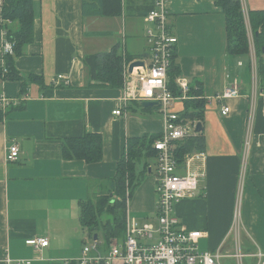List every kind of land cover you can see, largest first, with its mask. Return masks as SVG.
<instances>
[{
  "label": "crops",
  "instance_id": "0c3cea01",
  "mask_svg": "<svg viewBox=\"0 0 264 264\" xmlns=\"http://www.w3.org/2000/svg\"><path fill=\"white\" fill-rule=\"evenodd\" d=\"M146 2L151 0H139L137 8ZM241 3L245 13L264 11V0ZM167 8L168 25L177 38L175 81L183 78L189 86L201 81L199 99L205 102L204 176L195 197L175 206L179 228L202 232L198 250L218 254L217 264H258L253 255L264 254V95H260L264 85L253 69L252 50L244 56L226 54L225 18L213 0H169ZM34 11V40L15 60V68L22 78L40 76L43 83L31 84L24 98L19 81L0 80V99L7 103L0 109V264H6V257L31 264L79 258L83 247L91 245L80 222L81 203L112 191L111 180L127 139L160 135L163 130L157 107L131 104L123 116H114L123 91L87 86L82 62L85 55L114 46L134 60L146 59L144 16L134 12L128 18L124 13L114 18L83 17L81 0H35ZM1 24L0 18V63L5 41ZM99 25H105L104 32H97ZM59 75L68 83L52 85ZM227 86L239 95L217 100ZM185 101L175 102L173 110L182 113ZM223 105L230 109L227 116L220 114ZM85 133L102 137L101 162L64 160L61 142ZM13 143L19 146V160L7 163V148ZM145 162L148 170L126 202V217L157 228L155 161L143 160L137 172ZM236 208L239 219L234 225ZM35 238L48 240L38 253L27 244ZM157 238L155 234L153 241ZM237 249L242 257L235 256Z\"/></svg>",
  "mask_w": 264,
  "mask_h": 264
},
{
  "label": "built area",
  "instance_id": "2783aa9c",
  "mask_svg": "<svg viewBox=\"0 0 264 264\" xmlns=\"http://www.w3.org/2000/svg\"><path fill=\"white\" fill-rule=\"evenodd\" d=\"M5 0H0V11ZM169 0H151L153 9L144 17V32L149 55L142 67H134L128 73V65L123 66V96L121 108L112 112L114 116H123L131 104L141 106L143 102L157 104L158 113L163 121V130L153 142L156 152L155 161V191L157 195L156 217L158 227L151 224L140 225L134 219L126 217V234L123 241L114 240L108 252L101 254L98 244L93 241L85 245L79 258L65 260L63 264H217L218 254L201 253L198 250V240L202 232H188L179 228L175 215V206L183 199L194 198L198 189V182L204 176L203 153H192L184 157L180 164L175 155L179 142H182L195 133L196 121L181 118L180 113L173 110L175 102L190 99L189 83L183 79H176L179 94L174 95L168 88V73L172 64V57L177 45V38L172 34L168 25ZM245 22L248 27L250 51L253 46L252 35L245 13ZM254 48V46H253ZM13 45L4 41L3 54H12ZM255 54V51H254ZM252 66L256 71V58L252 55ZM240 65V64H239ZM68 78L57 76L52 85L67 84ZM239 95L236 88L227 86L216 99L224 102ZM264 95V90L260 92ZM26 97L25 95L23 96ZM23 98V99H24ZM6 100L0 99V109L5 107ZM229 107H221V116L229 114ZM20 150L16 143L7 148L5 161L15 163L19 160ZM199 164L196 165V164ZM239 219V210L235 209L234 225ZM158 238L153 241L154 235ZM27 244L38 253L48 246V240L35 238ZM237 257H242L237 249ZM253 257L258 264H264V254L257 252ZM6 264H31V260L11 261L7 257Z\"/></svg>",
  "mask_w": 264,
  "mask_h": 264
},
{
  "label": "trees",
  "instance_id": "16d2710c",
  "mask_svg": "<svg viewBox=\"0 0 264 264\" xmlns=\"http://www.w3.org/2000/svg\"><path fill=\"white\" fill-rule=\"evenodd\" d=\"M34 1L5 0L0 11L4 39L13 45L12 54H3L0 63V80L19 81L22 84L21 95H26L31 84L42 85L43 83L40 76L28 75L22 78L15 68V60L24 54L25 47L34 40ZM138 1L81 0V13L83 17L114 18L121 17L123 13L132 15L138 12L140 16L145 17L153 9L152 3L146 2L144 6L137 8ZM213 2L225 18L226 54L228 56L249 55L248 27L241 0H213ZM247 21L255 51L257 77L264 85V11L247 12ZM134 59L131 55L122 54L118 46H114L107 52L85 55L82 62L86 69L87 86L122 90L123 66ZM174 60L175 52L168 73V79L170 77L168 88L176 95L178 88L175 78L178 77V69L174 65ZM201 95L202 82L197 80L189 86L188 96L191 99L185 101L184 110L180 113L181 118L202 123L205 102L199 99ZM129 109H132L131 105ZM159 136L145 135L140 138L127 139L124 153L116 165L115 175L111 180L113 192L101 194L96 203L92 200L81 203L80 222L90 240H93L94 235L97 234L102 235L106 245L114 240H124L126 202L132 197L142 175L149 167L145 162L142 172H137V165L143 160L154 159L156 152L153 149V142ZM60 150L64 160H81L86 164H96L103 158L102 137L99 134L85 133L78 138L65 139L61 142ZM204 152L205 138L203 132H200L179 142L175 155L181 164L186 155ZM103 216H107L106 221L102 220ZM98 235L97 239H99Z\"/></svg>",
  "mask_w": 264,
  "mask_h": 264
},
{
  "label": "rangeland",
  "instance_id": "374dc122",
  "mask_svg": "<svg viewBox=\"0 0 264 264\" xmlns=\"http://www.w3.org/2000/svg\"><path fill=\"white\" fill-rule=\"evenodd\" d=\"M128 17H130V16L127 15V18H128ZM103 22H105V21H103ZM119 30H120V29H119ZM89 31H90V29H89ZM94 31H95V30H94ZM102 31H103V32L105 31V25H103V26H102V25H99V28H98L97 32L100 33V32H102ZM107 32H109V26H108V28H107ZM119 35H121V37H122V32H121ZM104 36H106V35H104V34H98V37L103 38V40H105V41H109V37H108V38H105ZM126 36H127V37H126V41L129 43L130 38H131V35H130V32H129V31L126 32ZM121 37H120V36L117 37L119 43L122 42V39H123V38H121ZM143 40H144V39H143ZM102 46H105V43H103ZM251 49H252V54H253V56H254V48H253V46H251ZM111 198H112V197H111ZM97 199H98V197L95 198L94 200H92V202L96 203V202H97ZM102 220H103V221H106V220H107V216H103V217H102ZM96 234H97V233H96ZM97 235H98V234H97ZM98 237H99V239H98V241L96 242V243L98 244V251H99L101 254H105V253H104V251H105V246H109V245H106V243H105V241H104V239H103V237H102L101 234H99ZM90 243L92 244V243H93V240H91Z\"/></svg>",
  "mask_w": 264,
  "mask_h": 264
},
{
  "label": "water",
  "instance_id": "95a60500",
  "mask_svg": "<svg viewBox=\"0 0 264 264\" xmlns=\"http://www.w3.org/2000/svg\"><path fill=\"white\" fill-rule=\"evenodd\" d=\"M142 66H143V62L142 61L134 60V61L130 62L129 65H128V68H127L128 69V73H131L134 67H142ZM141 107L145 108V109L155 108V107H157V104L154 103V102H143L141 104ZM200 132H202V125H201V123H198L196 125V128H195V133L197 134V133H200ZM97 240H98L97 239V235H94L93 241L97 242Z\"/></svg>",
  "mask_w": 264,
  "mask_h": 264
}]
</instances>
